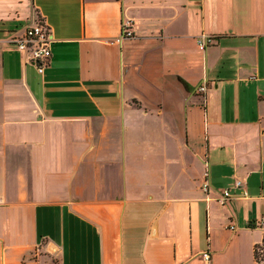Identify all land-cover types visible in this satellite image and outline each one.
<instances>
[{"label":"crops","instance_id":"0c3cea01","mask_svg":"<svg viewBox=\"0 0 264 264\" xmlns=\"http://www.w3.org/2000/svg\"><path fill=\"white\" fill-rule=\"evenodd\" d=\"M206 250L264 264V0H0V264Z\"/></svg>","mask_w":264,"mask_h":264},{"label":"built area","instance_id":"2783aa9c","mask_svg":"<svg viewBox=\"0 0 264 264\" xmlns=\"http://www.w3.org/2000/svg\"><path fill=\"white\" fill-rule=\"evenodd\" d=\"M122 33L123 36L127 37H132L134 35L130 21L124 22ZM13 41L18 50L28 54L27 61L33 63L40 73H44L45 67L52 56L51 44L53 37L48 24L41 21L39 24L27 28L24 36L15 38ZM213 41L214 38L212 36L202 34L198 37L199 48L205 50ZM207 89V84L202 83L197 88V91L203 94ZM203 188L205 191L209 192L210 184L208 179L204 182ZM222 195L223 199H221V202L224 204L230 196V191L225 190ZM202 258L205 264H213L210 251L206 250L202 252Z\"/></svg>","mask_w":264,"mask_h":264}]
</instances>
